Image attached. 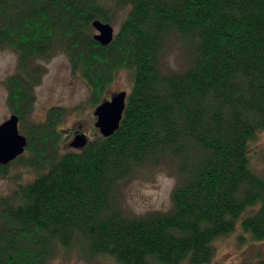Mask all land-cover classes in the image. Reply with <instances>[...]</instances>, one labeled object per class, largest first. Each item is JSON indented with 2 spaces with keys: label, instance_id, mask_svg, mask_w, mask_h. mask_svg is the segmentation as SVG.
<instances>
[{
  "label": "trees",
  "instance_id": "trees-1",
  "mask_svg": "<svg viewBox=\"0 0 264 264\" xmlns=\"http://www.w3.org/2000/svg\"><path fill=\"white\" fill-rule=\"evenodd\" d=\"M120 3L128 13L104 46L92 25L112 22L102 0H0V50L17 53L8 103L32 155L12 162L42 170L0 196V264H51L74 247L119 264H208L213 241L238 224L264 241V173L252 170L249 155L264 130V0ZM170 36L188 50L179 71L161 64ZM59 52L96 102L120 69L134 73L119 128L62 153L60 108L28 122L42 61ZM165 159L180 177L171 210L126 214L122 182ZM6 169L0 165V177Z\"/></svg>",
  "mask_w": 264,
  "mask_h": 264
},
{
  "label": "rangeland",
  "instance_id": "rangeland-1",
  "mask_svg": "<svg viewBox=\"0 0 264 264\" xmlns=\"http://www.w3.org/2000/svg\"><path fill=\"white\" fill-rule=\"evenodd\" d=\"M112 11L111 25L115 34L128 13V7L120 0H102ZM96 31H93L95 34ZM188 50L179 37L170 36L161 54V64L166 71L182 70L187 64ZM46 71L41 83L35 89V101L28 122L42 123L52 108L63 112L57 124L61 132L60 149L64 152L78 150L70 143L81 132L88 139L100 135L95 127L96 107L119 91L130 93L134 82L131 69H120L113 82L106 88L100 100L96 102L90 85L79 71L72 68L69 58L59 52L48 60L42 61ZM17 53L7 47L0 50V123L13 112L8 103L7 78L16 72ZM21 134L26 133L19 126ZM25 161L32 157L24 152ZM251 168L259 175L264 173V130L257 132L249 142ZM42 171V170H41ZM41 171L26 166L25 163L11 162L7 165L5 176L0 177V196L10 194L20 185L32 182ZM180 177L174 162L165 159L158 166H147L138 170L122 182L118 191L119 207L126 213L142 216L152 212H167L172 208V192ZM248 213H251L249 211ZM214 255L208 264H257L264 263V241L256 240L251 233L244 231L240 224L235 231L213 241ZM51 264H119L113 257L97 255L88 257L79 248L61 249Z\"/></svg>",
  "mask_w": 264,
  "mask_h": 264
},
{
  "label": "water",
  "instance_id": "water-1",
  "mask_svg": "<svg viewBox=\"0 0 264 264\" xmlns=\"http://www.w3.org/2000/svg\"><path fill=\"white\" fill-rule=\"evenodd\" d=\"M92 25L98 31L94 35V39L100 44L106 46L113 40L114 29L110 23L95 19ZM127 97L126 91H119L96 107L94 112L97 117L95 127L102 136L108 137L119 128ZM19 122V116L13 113L0 123V165L10 164L26 151L28 139L20 133ZM87 142L88 138L85 134L77 133L70 145L75 149H81Z\"/></svg>",
  "mask_w": 264,
  "mask_h": 264
},
{
  "label": "bare ground",
  "instance_id": "bare-ground-1",
  "mask_svg": "<svg viewBox=\"0 0 264 264\" xmlns=\"http://www.w3.org/2000/svg\"><path fill=\"white\" fill-rule=\"evenodd\" d=\"M110 24H111V23H110ZM113 29H114V28H113ZM93 30H95V31H96V33H95V34H97V33H98V31H97V30H96L94 27H93ZM95 34H94V35H95ZM115 35H116V34H115V31H114V38H115ZM114 38H113V39H114ZM112 41H113V40H112ZM112 41H111L109 44H111V43H112ZM109 44H107V45H109ZM107 45H106V46H107ZM60 152L62 153V152H64V151H62V150L60 149ZM8 165H9V164H8Z\"/></svg>",
  "mask_w": 264,
  "mask_h": 264
},
{
  "label": "flooded vegetation",
  "instance_id": "flooded-vegetation-1",
  "mask_svg": "<svg viewBox=\"0 0 264 264\" xmlns=\"http://www.w3.org/2000/svg\"><path fill=\"white\" fill-rule=\"evenodd\" d=\"M78 133H80V132H78Z\"/></svg>",
  "mask_w": 264,
  "mask_h": 264
}]
</instances>
